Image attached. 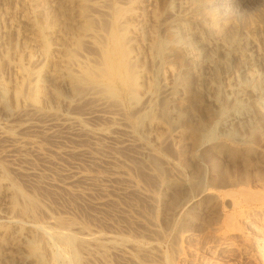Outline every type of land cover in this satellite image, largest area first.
Wrapping results in <instances>:
<instances>
[{
	"label": "rangeland",
	"instance_id": "374dc122",
	"mask_svg": "<svg viewBox=\"0 0 264 264\" xmlns=\"http://www.w3.org/2000/svg\"><path fill=\"white\" fill-rule=\"evenodd\" d=\"M178 1L0 0V264L9 262L8 257L14 259L7 264H258L248 250L242 253L243 247L222 251L205 244L215 239L208 224L218 222L216 213L233 216L236 226L243 223L229 197L264 195V97L257 93L250 73L240 77L239 82L254 91L245 100L250 113L247 120L228 122L229 114L237 110L235 98L216 82L218 107H205L199 92L191 95L192 105L196 103L191 108L200 114V122H190L182 137L169 138V124L176 121L167 124L157 106L160 87L174 70L166 64L165 51L171 35L190 52L195 44L192 23ZM201 2L198 19L212 39L221 46L261 44L259 51L255 48L257 55H250L253 60L264 56V0ZM118 8L134 13L128 18L131 40L119 45L109 25ZM110 49L119 54L121 64L115 78L109 77L105 65ZM133 66L144 73L143 84L135 89L125 82ZM47 72L67 76L58 91L67 98L71 114L67 117H75L72 120L50 116L54 96L47 87ZM256 72L264 74L263 67L257 66ZM15 88L21 90L19 97ZM92 110L103 116L87 120ZM33 116L42 124L52 122L47 134L39 127L16 130L12 125ZM202 124L209 125V134L200 133ZM144 146L150 154L142 158ZM152 157L157 169L149 162ZM168 179L171 184L162 186ZM203 188L227 192L218 209H208V214L195 213L210 199L199 198ZM218 223L216 231H224L225 223ZM243 224L244 233L262 239L258 226ZM189 227L195 232L190 239L183 236ZM237 233L232 238L239 244Z\"/></svg>",
	"mask_w": 264,
	"mask_h": 264
},
{
	"label": "bare ground",
	"instance_id": "6f19581e",
	"mask_svg": "<svg viewBox=\"0 0 264 264\" xmlns=\"http://www.w3.org/2000/svg\"><path fill=\"white\" fill-rule=\"evenodd\" d=\"M202 1V0H201ZM200 0H179L178 1V6L181 8V11L184 12V15H186L187 17H189L190 19V22L192 23V30H190V34H192L195 38V44L194 46L191 48V52L189 50H187L188 48V45H187V48L185 49V46H182V45H179L177 43H175V40H174V37L171 35L170 37V43H169V47L167 49L166 52V58L168 59V62H166V64L168 63L169 66H172V68L174 69L170 76H169V79L163 83L162 87H160V93L158 94L159 97L158 99H160V104H158L157 106H161V118H165L166 120V123L169 124L171 122V120H174L176 121L175 124L173 125H170L169 124V138H177L179 136L182 137V132L183 130L187 127V125L190 123V122H200V114L198 115L193 109L195 108H191L192 105V100H190V96L191 95H195L197 92L200 93L201 97H202V100L200 102H202V104L205 106V107H208V106H212L215 108V106L218 105V101L219 100H216L213 92L214 90H216V82H218L219 84L222 85V89L224 91H228L230 92L233 97L235 98L232 103L234 104V106L237 108L236 112H231L228 116V122H235V121H239V120H244L245 118H247V116H249L248 113L249 112V107L246 105V102L245 100L248 99L249 96L251 95H254V91L252 92L250 90V87H248V85H244V84H241L239 82V79L240 77L242 76H245L246 74L248 75V73H250L249 75L251 76L252 80L255 82L254 85H256L257 87V93L260 94V96H263L264 97V74L262 73H257L256 72V67L257 66H261L263 67L264 69V56H259V58H257V60H255L256 58H252V56L250 55V52H255L256 55H257V51L255 50V48H257L258 46L259 47H263V46H260V45H257V47L254 46V44H252V46H246V47H240V46H235V45H219L214 39L211 38L209 32L206 31L205 27L202 26L201 22L199 21L198 19V14H197V11L200 9L201 6H203V3L201 2ZM239 1L240 3H245L247 0H237ZM236 2V1H235ZM63 4V3H62ZM237 4V3H236ZM86 6V5H85ZM62 7V6H61ZM68 8V6H65L64 4V8ZM63 8V7H62ZM84 8V6H83ZM87 9V8H86ZM115 10V9H114ZM200 10H203V9H200ZM81 11V10H80ZM85 11V9L83 10ZM59 12V11H58ZM64 13V12H63ZM203 13V12H202ZM201 15V14H200ZM67 16V15H66ZM87 16V14H86ZM183 16V14H182ZM84 17V15H83ZM79 22H84L83 21H79ZM80 24V23H79ZM77 24V25H79ZM82 24V23H81ZM87 24V23H86ZM89 25H85V27L87 28ZM79 27V26H78ZM45 28V27H44ZM90 28V27H89ZM92 28V27H91ZM23 34V33H22ZM88 34V33H86ZM92 36V35H91ZM169 38V37H168ZM167 39V38H166ZM131 40V38L129 39ZM169 39H167L168 41ZM257 40V39H256ZM255 40V41H256ZM79 41V40H77ZM81 41V40H80ZM79 41V42H80ZM78 42V43H79ZM129 43V42H128ZM80 44V43H79ZM78 44V45H79ZM166 44V43H165ZM238 44V43H237ZM240 44V43H239ZM238 44V45H239ZM77 45V44H76ZM75 45V46H76ZM130 45V44H129ZM241 45V44H240ZM263 45V44H262ZM122 46V45H121ZM245 46V45H244ZM131 47V46H129ZM258 47V48H259ZM257 48V50H258ZM259 51V50H258ZM264 51V49H263ZM32 52V51H31ZM261 52V51H260ZM29 53V52H28ZM263 53V52H262ZM261 53V54H262ZM30 54V53H29ZM34 54V53H33ZM32 54V55H33ZM125 54V53H124ZM31 56V55H30ZM257 56V57H258ZM29 57V56H28ZM73 57V56H72ZM119 57V54L114 51V50H111L110 51H106L105 53V65H107V70H108V73H109V77H118L120 76V71H121V67L120 65L118 64L117 62V59ZM164 58V57H163ZM165 58V60H166ZM24 59V58H23ZM122 59V57H121ZM20 60V59H19ZM30 60V59H29ZM24 61V60H23ZM125 63V62H124ZM130 63V62H128ZM24 65V63H23ZM127 65V64H126ZM130 65V64H129ZM133 65V64H132ZM131 65V66H132ZM137 65V64H136ZM20 64L18 65L17 64V67L19 68ZM130 66V67H131ZM142 66V65H141ZM135 67V66H133ZM168 67V66H167ZM18 70V72L20 71L21 72V69ZM23 68V67H22ZM27 68V67H26ZM129 68V67H128ZM171 68V67H170ZM96 69V68H95ZM94 69V70H95ZM101 69V68H99ZM105 69V68H104ZM130 69V68H129ZM132 69V68H131ZM25 70V69H22V71ZM98 70V68L96 69ZM135 70L136 67H135ZM133 69L134 72H131L129 73L128 76H126V79H125V82L128 83V85L130 86L131 89H135V88H139L140 85H142V71L143 70H140L138 69L137 71H135ZM172 70V69H170ZM249 70H251L250 72H248ZM27 71V69H26ZM132 71V70H130ZM25 72V71H24ZM32 72V71H31ZM68 71H65L64 73H66ZM71 72V71H70ZM23 73V72H21ZM48 73V72H47ZM50 73V74H49ZM48 73V79H47V87L49 88L50 92L53 94L52 96H54V103L52 105V108L50 109L49 105H48V109H50L52 112L49 113L51 114L50 116H53V117H57V115L61 116V117H66L68 119H71L72 118H75V117H67V114L68 115H71L68 113V106L67 103V98H65L58 90V88L60 86H65L66 84V80H68V78L66 79L67 76L64 75V73H51L49 72ZM69 73V72H68ZM92 73L95 74V72L93 71ZM124 73V72H123ZM20 74V73H19ZM40 74V73H39ZM72 74V72H71ZM93 74V75H94ZM97 74V73H96ZM104 74V73H103ZM144 74V73H143ZM262 74V75H261ZM21 75V74H20ZM23 75V74H22ZM67 75V74H66ZM99 75V74H98ZM102 75V74H101ZM108 75V74H107ZM138 75L139 76V83H135L134 81V77ZM70 76V75H69ZM68 76V77H69ZM231 76L233 78V82L231 83H228L227 79L228 77ZM43 77V76H42ZM97 77V76H96ZM105 77V76H104ZM247 77V76H246ZM23 78H25L23 76ZM75 78V77H74ZM102 78V77H101ZM168 78V77H167ZM46 80V79H45ZM144 80V79H143ZM74 81V80H73ZM241 81V80H240ZM252 81V82H253ZM21 82H23V80H21ZM70 82V81H69ZM68 82V84H69ZM78 82V81H77ZM36 83V82H35ZM147 83V81H146ZM244 83V82H243ZM18 84H20V82H18ZM22 84V83H21ZM20 84V86H21ZM148 84V83H147ZM41 85V84H40ZM148 86V85H146ZM19 87V86H18ZM35 87V86H34ZM255 87V86H254ZM22 88V87H21ZM24 88V87H23ZM47 88V89H48ZM68 88V86H67ZM252 88V87H251ZM17 88H15L14 90H16ZM33 89V88H32ZM37 89V88H36ZM61 89V88H60ZM63 89V88H62ZM89 89V88H88ZM92 89V88H91ZM90 89V90H91ZM97 89V88H96ZM19 90V88H18ZM82 90V89H81ZM125 90V89H124ZM21 91V90H20ZM19 91V92H20ZM104 91V90H103ZM136 91V90H134ZM152 91V90H151ZM255 91V92H256ZM18 91L16 90V93L17 96H18ZM32 92V91H31ZM89 92V91H88ZM24 93V92H23ZM26 93V92H25ZM84 93H86L84 91ZM90 93V92H89ZM255 93V94H257ZM64 94V93H63ZM92 94V93H91ZM81 95V93H80ZM114 95V94H112ZM197 95V94H196ZM16 96V95H15ZM22 96V95H21ZM50 96V95H49ZM85 96V95H84ZM14 97V96H13ZM19 97V96H18ZM67 97V96H66ZM69 97V95H68ZM82 97V96H81ZM90 97V96H89ZM232 97V99H233ZM254 97H257L258 96H254ZM15 98V97H14ZM193 98H195L193 96ZM197 98V97H196ZM32 99V98H31ZM35 99V98H34ZM96 99V98H94ZM156 99V98H155ZM201 99V98H200ZM252 99V98H251ZM37 100V99H35ZM34 100V102H36ZM71 99H69L70 101ZM196 100V99H195ZM253 100V99H252ZM257 99H255L254 102V105L259 106V101H256ZM39 101V100H38ZM37 101V102H38ZM52 101V99H51ZM197 103H200L198 102V100L196 101ZM231 102V101H230ZM47 103V102H46ZM71 103V102H70ZM73 104V103H72ZM226 104V103H225ZM232 104V105H233ZM250 104V103H249ZM46 105V104H45ZM199 105V104H198ZM196 105V106H198ZM229 104H227L226 107H228ZM43 106V105H42ZM225 105H223L224 107ZM232 106V107H234ZM253 106V105H251ZM44 107V106H43ZM46 107H44L46 109ZM108 107V106H107ZM218 107V106H217ZM222 107V108H223ZM254 107V106H253ZM94 108V107H93ZM103 108V107H102ZM106 108V107H105ZM154 108V107H153ZM159 108V107H158ZM211 108V107H210ZM260 108V107H259ZM37 109V108H36ZM65 109V110H64ZM213 109V108H212ZM217 109V108H216ZM261 109V108H260ZM104 110V109H103ZM109 110V109H107ZM198 110V109H197ZM204 110V109H203ZM221 110V109H220ZM231 110V109H230ZM234 110V109H233ZM26 111V110H25ZM30 111V110H29ZM47 111V110H46ZM120 111V110H119ZM227 111V110H226ZM229 111V110H228ZM50 112V111H49ZM102 112V110H101ZM110 112V111H109ZM217 112V111H216ZM219 112V111H218ZM217 112V113H218ZM256 113V111H254ZM257 112H259V110H257ZM103 113V112H102ZM100 114V112L98 111H91L90 113H88V116H86L89 120V119H92L96 116H100L103 114ZM117 113V112H116ZM206 113V112H205ZM224 113V112H223ZM252 113V112H251ZM30 114V113H29ZM28 114V116H29ZM44 114V113H43ZM87 114V113H86ZM261 114V113H260ZM259 114V115H260ZM263 114V112H262ZM33 115V114H32ZM37 115V114H36ZM41 115V114H40ZM39 115V116H40ZM48 115V114H47ZM107 115V114H106ZM111 115V114H110ZM27 116V115H26ZM45 116V115H44ZM73 116V115H72ZM101 116V117H102ZM130 116V115H129ZM263 116V115H262ZM35 116L33 117H26L20 121H18L17 123H14L12 125H14L15 129L16 130H22V129H25V130H30L32 128H40L41 130H45L46 127H49V125L52 126V122H50V124H42L40 123V120H36L34 118ZM259 117V116H257ZM50 118V121L54 118L52 117H49ZM60 118V117H59ZM97 118V117H96ZM112 118L115 119L114 116H112ZM252 118V117H251ZM263 118V117H262ZM65 119V118H64ZM63 119V120H64ZM66 119V120H68ZM109 119L110 116H109ZM206 119V118H205ZM257 119V118H256ZM57 120V119H56ZM60 120V119H59ZM69 120V121H71ZM77 120V119H76ZM76 120H73V121H76ZM86 120V118H85ZM164 120V121H165ZM168 120L170 121L168 123ZM209 120V119H208ZM247 120V119H245ZM45 121H49L48 118L47 120ZM45 121H41V122H45ZM62 121V119H61ZM65 121V120H64ZM69 121H68V124H69ZM115 121V120H114ZM217 121V120H216ZM259 121V120H258ZM67 122V121H66ZM77 122V121H76ZM147 122V121H146ZM212 122V121H211ZM48 123V122H47ZM56 123H59V122H56ZM61 123V122H60ZM74 124V122H72ZM88 123V122H87ZM159 123V122H158ZM165 123V122H164ZM214 123V122H213ZM227 122L225 121L224 124H226ZM259 123V122H258ZM63 124V122H62ZM61 124V126H62ZM71 124V123H70ZM72 124V126H73ZM80 124V123H79ZM77 123V125H79ZM114 124V123H113ZM162 124V123H161ZM165 124V125H167ZM256 124V123H255ZM48 125V126H47ZM65 125V124H64ZM230 125V124H229ZM10 126V125H9ZM67 126V125H66ZM66 126H64L66 128ZM71 126V125H70ZM69 126V127H70ZM80 126V125H79ZM77 126V127H79ZM215 126V125H214ZM224 126V125H223ZM227 126V125H226ZM249 126V125H248ZM12 127V126H11ZM76 127V128H77ZM167 127V126H165ZM253 127V126H251ZM82 128V127H81ZM148 128V127H147ZM168 128V127H167ZM255 128V127H254ZM260 127H258V130H259ZM50 129V128H49ZM71 129V128H70ZM78 129V128H77ZM90 129V128H88ZM201 132V134H205V133H208L209 134V131H210V127L209 125H205V124H202L200 125V127L198 128ZM257 129V128H256ZM1 130V129H0ZM34 130V129H33ZM85 130V129H84ZM198 130V131H199ZM257 130V131H258ZM39 131V130H38ZM48 131V130H47ZM89 131V130H88ZM87 131V132H88ZM92 131V130H91ZM90 131V132H91ZM167 131V130H166ZM187 131V130H186ZM189 131V130H188ZM46 133V130L44 131ZM51 132V130H50ZM52 132H54V130H52ZM50 133V135L54 134V133ZM86 132V133H87ZM94 132V131H93ZM144 132V131H143ZM151 132V131H150ZM150 132H147V136L146 137H149V133ZM165 132V131H164ZM3 133V132H2ZM48 133V132H47ZM46 133V134H47ZM89 133V132H88ZM87 133V134H88ZM96 133V132H95ZM102 133V132H101ZM212 133V132H211ZM210 133V135H211ZM93 134V133H91ZM145 134V133H144ZM151 134V133H150ZM163 134V133H162ZM96 135V134H95ZM167 135V136H168ZM188 135V134H187ZM199 135V134H198ZM209 135V136H210ZM224 135V134H223ZM222 135V136H223ZM191 136V135H190ZM229 136V135H227ZM207 137V136H206ZM233 137V136H232ZM1 138V137H0ZM204 138V137H202ZM17 139V138H16ZM135 139V138H134ZM182 139V138H181ZM205 139V138H204ZM228 139V138H227ZM252 139V138H251ZM14 140V139H13ZM130 140V139H129ZM180 140V139H179ZM194 140V138H193ZM212 140V139H210ZM229 140V139H228ZM197 142V140H195ZM218 141V140H217ZM233 142V141H232ZM198 143V142H197ZM235 143V142H234ZM138 144V143H137ZM216 144V143H215ZM180 145V144H179ZM138 147V146H137ZM215 149L219 147L218 144H216V146L214 145ZM142 148V147H141ZM147 148V147H146ZM221 148V147H220ZM253 148V147H252ZM258 148V147H257ZM140 149V148H139ZM138 149V150H139ZM212 149V148H211ZM251 149V148H250ZM187 150V149H186ZM150 154V151H149V148L148 149H145V146L142 150H140V153L139 155L143 158L145 157H148ZM256 154V153H255ZM164 155V154H163ZM222 155V154H221ZM174 156V155H173ZM160 157V156H159ZM221 157V156H220ZM227 157V156H226ZM156 158V157H155ZM154 157H152V161H149L151 163V166L152 168H155L157 169V165L154 163V160H156ZM158 158V157H157ZM164 158V157H163ZM159 159V158H158ZM161 159V157H160ZM226 159V158H225ZM258 159V158H257ZM260 159V158H259ZM171 161V160H170ZM169 161V162H170ZM147 162V161H146ZM166 162V161H165ZM168 162V161H167ZM166 162V163H167ZM169 162L167 163V165H171L169 164ZM165 163V164H166ZM215 163V162H214ZM241 163V162H240ZM163 164V163H162ZM150 165V164H149ZM231 165V164H229ZM226 167V166H225ZM240 167V166H239ZM147 168V167H146ZM150 168V167H149ZM237 168V167H236ZM161 169L158 168V170ZM228 169V168H227ZM230 170V169H229ZM233 170V168L231 169ZM230 170V171H231ZM212 171V170H211ZM162 172V170H161ZM238 172V171H237ZM241 172V171H240ZM159 173V172H158ZM222 173V172H221ZM227 173V172H226ZM81 174V173H80ZM237 174V173H236ZM241 174V173H240ZM239 174V175H240ZM68 177H72L73 179L76 178L74 175H68ZM241 179V178H240ZM243 179V178H242ZM160 180V179H159ZM169 180V179H168ZM228 180V179H227ZM240 181V180H238ZM161 182V181H160ZM172 181H162V186H168L171 184ZM191 182V181H190ZM241 182V181H240ZM231 183H234V182H231ZM239 183V182H238ZM230 184V183H229ZM242 184V183H241ZM233 185V184H232ZM235 185V184H234ZM200 189V188H199ZM239 189V187L237 188ZM241 189V188H240ZM244 191V189H242ZM241 191V190H240ZM248 191V190H247ZM246 191V192H247ZM251 191V190H250ZM262 192V191H261ZM198 196L199 198H210L209 201L207 202H203L201 203L196 209H195V213H200V212H203L205 211L206 213L208 212V209L209 210H217L218 209V205L220 204V202H222V200H225V196L227 194V192H221L219 190H213V189H205L203 188L202 190H200V192H198ZM237 193V191H236ZM255 193V192H253ZM263 193V192H262ZM240 194V192H239ZM245 194V192H244ZM249 194V192H248ZM261 193H259L260 195ZM247 195V194H246ZM245 195V197L242 195L239 196V197H236V196H231L229 197L233 205V207L235 208L236 211H239L238 212V218L241 222H243L244 224L246 223L247 225H249L250 228H256L257 226L260 228L261 230V237L262 239H260L259 237H256L254 235L252 236H248V233H244L243 232V229L242 227L240 226V224H243V223H239L237 226L239 228H237L236 226V222L234 223V219L231 220V218H233V216L230 218H228V216H226V214H222L221 213H216V218H215V221H218V222H224L225 225L224 227H226L224 229V231L221 230V232L219 231H216L217 230V226L216 224L218 225L219 223L215 222L214 225L213 224H208L209 225V229H211V232L214 233V240L212 241H209L208 243L205 244V246H208L209 248L210 247H213L217 250H229L233 247H243L244 249H242V253L244 254H247L246 253V250H248V254L247 255H252L254 256L257 261H258V264H264V250L261 248V243L263 242L264 243V195L261 194L262 196H259L258 197V194L256 195L257 197H254L255 195H253V197H247ZM250 195V194H249ZM248 195V196H249ZM251 195V196H252ZM198 198V199H199ZM227 198V197H226ZM203 201V200H202ZM252 202L253 204H256L253 206V208H250L248 207V204L245 205L244 203L245 202ZM197 202V201H196ZM247 206V207H246ZM31 209V208H30ZM193 209V208H192ZM213 210V211H214ZM184 211V210H183ZM189 211H192L189 209ZM193 212V211H192ZM194 213V214H195ZM190 214V213H189ZM202 214V213H201ZM205 214V213H204ZM203 214V215H204ZM208 214V213H207ZM214 216H215V213L213 212ZM192 215V214H191ZM206 215V214H205ZM188 216V215H187ZM196 216V215H194ZM199 216V215H198ZM208 216V215H207ZM211 216H212V213H211ZM235 217V216H234ZM214 218V217H213ZM237 218V219H238ZM205 219V218H204ZM207 219V218H206ZM212 219V217H211ZM236 219V218H235ZM236 219V220H237ZM208 220V219H207ZM206 220V222H207ZM186 221V220H185ZM214 221V220H213ZM238 221V220H237ZM210 223V222H209ZM212 223V222H211ZM222 224V223H221ZM243 224V225H244ZM220 225V224H219ZM192 226V225H191ZM187 227V226H186ZM204 227V226H202ZM207 227V230L208 229V226ZM205 227V228H206ZM248 227V229H250ZM219 228H222L219 227ZM182 231V230H181ZM251 233L252 231L249 230ZM255 232V230H253ZM184 232V231H183ZM217 232V233H216ZM236 232H239L236 234V236H240L241 239H242V242L240 241V243H236L235 242V238H232L233 235H235L234 233ZM59 233V232H58ZM21 234V233H20ZM253 234V233H252ZM72 235V234H71ZM64 236V235H63ZM184 237H188V239H190V237L192 238L193 236H195V232L193 230V228L189 227L185 230L184 234H183ZM213 236V235H212ZM21 237V236H20ZM178 237V236H177ZM73 238V237H72ZM21 239V238H20ZM76 239V238H75ZM181 239V238H180ZM186 239V238H185ZM237 239V238H236ZM70 240V238H69ZM73 240V239H72ZM182 240V239H181ZM18 241V240H17ZM67 241V240H66ZM185 241V240H184ZM239 241V240H238ZM19 242V241H18ZM23 243V242H22ZM183 245V244H182ZM14 246V245H13ZM26 247V246H25ZM207 247V248H208ZM14 248V247H13ZM72 248V247H71ZM182 249V248H181ZM187 249V248H186ZM214 249V250H215ZM22 250V249H21ZM185 250V249H184ZM6 251V250H5ZM190 251V250H189ZM193 252V251H192ZM195 252V250H194ZM26 253V252H25ZM192 254V253H190ZM191 256V255H190ZM8 257V256H7ZM9 258V262H6L7 263H10V259L13 260L14 258ZM7 258V259H8ZM30 258V257H29ZM184 258V257H183ZM2 260L4 259H1V263L3 262ZM22 260V259H21ZM32 260V259H31ZM183 260V259H182ZM190 260V259H189ZM19 261V260H18ZM191 261V260H190ZM5 262V260H4ZM15 263V261H14ZM13 263V264H14ZM21 263V262H20ZM38 263V262H37ZM176 263V262H175ZM189 263V262H188ZM192 263H194L192 261ZM191 263V264H192ZM197 263V262H196ZM219 263V262H218ZM19 264V263H18ZM26 264H36L34 263V261L32 262H27ZM190 264V263H189ZM204 264H207V263H204ZM209 264V263H208ZM214 264V263H213ZM216 264V262H215Z\"/></svg>",
	"mask_w": 264,
	"mask_h": 264
},
{
	"label": "clouds",
	"instance_id": "9594fccd",
	"mask_svg": "<svg viewBox=\"0 0 264 264\" xmlns=\"http://www.w3.org/2000/svg\"><path fill=\"white\" fill-rule=\"evenodd\" d=\"M134 13L132 10L118 8L115 9L110 16L109 25L112 29L111 36L113 41L116 44L126 43L131 35L132 28L130 23L128 22V18L132 16ZM139 76L136 75L134 77L135 83H139Z\"/></svg>",
	"mask_w": 264,
	"mask_h": 264
}]
</instances>
